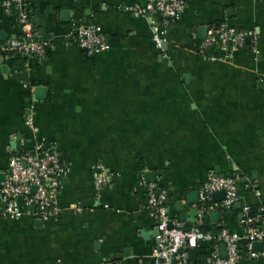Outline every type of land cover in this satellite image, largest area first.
I'll list each match as a JSON object with an SVG mask.
<instances>
[{
  "label": "crops",
  "instance_id": "0c3cea01",
  "mask_svg": "<svg viewBox=\"0 0 264 264\" xmlns=\"http://www.w3.org/2000/svg\"><path fill=\"white\" fill-rule=\"evenodd\" d=\"M5 1L0 43L22 35ZM28 1L47 56L0 47V190L10 157L33 147L30 109L39 137L59 146L68 170L55 221L10 219L0 195V264H158L157 221L141 183L148 172L167 192L171 219L244 236L264 210V0H185L165 51L153 44L154 19L127 10L150 0ZM222 24L254 31L257 42L226 56L212 52L216 60L201 54L209 28ZM86 25L107 35L108 50L90 55L78 46L73 35ZM37 88H45V99ZM96 163L112 174L100 191ZM211 172L238 174L239 199L200 220L188 195L199 193ZM218 193L213 204L225 199ZM215 213L219 220L210 217ZM214 247L197 244L187 264H213ZM240 247L237 264H264L262 243L253 247L262 254L256 259L244 240Z\"/></svg>",
  "mask_w": 264,
  "mask_h": 264
},
{
  "label": "built area",
  "instance_id": "2783aa9c",
  "mask_svg": "<svg viewBox=\"0 0 264 264\" xmlns=\"http://www.w3.org/2000/svg\"><path fill=\"white\" fill-rule=\"evenodd\" d=\"M30 5L28 0L4 2L6 12L17 15L22 35L8 38L0 43V47L6 53L43 60L47 56V48L34 29ZM184 7L185 0H150L146 5L135 4L127 10L137 16L154 19L151 22L153 44L157 49L165 51L169 28L180 20ZM73 39L90 55L110 48L107 35L94 25L82 26L73 35ZM257 39V34L251 30H238L226 24L213 26L209 28L207 38L200 44L199 52L216 60L215 55H210L212 52H224L226 56L233 50L244 48L250 40L256 43ZM31 111L30 109L26 125L33 135V147H24L10 157L8 173L1 185V200L6 205L4 213L10 219L27 216L40 221H55L62 213L59 197L68 169L59 146L39 137L40 128ZM92 173L94 187L98 191L106 187L112 178V174L101 163L93 165ZM239 180L238 174L220 176L211 172L199 190L198 218L202 220L211 212L234 208L239 199ZM141 183L147 191L149 211L157 221L158 234L153 256L158 264H187L190 250L201 242H209L215 246L212 253L213 264H237L241 258L240 244L243 240L252 259L262 255L254 252L253 247L257 242L264 246V227H250L244 236L226 229L213 235L200 227H187L184 223L171 219L165 190H161L156 183L148 182L144 177ZM218 192H225V199L221 204H213L212 196ZM249 211L248 207L244 209V218ZM262 220L264 210L252 222L256 224ZM218 244L226 246V257L221 256Z\"/></svg>",
  "mask_w": 264,
  "mask_h": 264
},
{
  "label": "water",
  "instance_id": "95a60500",
  "mask_svg": "<svg viewBox=\"0 0 264 264\" xmlns=\"http://www.w3.org/2000/svg\"><path fill=\"white\" fill-rule=\"evenodd\" d=\"M62 15L65 18V16L69 15V12L68 11L63 12ZM206 32H207V30H206ZM36 92H37V95H38L37 97L38 98L45 99V97H46L45 88H37ZM40 93H42V96H39ZM146 178H147V181H149V182H155L156 181V176H155V173H153V172H148L146 174ZM220 193L226 195L225 192H220ZM188 196L191 198V203L192 204H198V202H199V193L198 192L190 193ZM210 217L219 220L220 219V214H218V213L210 214ZM183 220H184V217L181 216V221H183ZM170 227H172V223L170 224ZM157 233H158V231H157ZM254 246H255V248H261V243H255ZM221 251L225 253L223 257H226L227 256V250H226V246L225 245L221 246Z\"/></svg>",
  "mask_w": 264,
  "mask_h": 264
},
{
  "label": "trees",
  "instance_id": "16d2710c",
  "mask_svg": "<svg viewBox=\"0 0 264 264\" xmlns=\"http://www.w3.org/2000/svg\"><path fill=\"white\" fill-rule=\"evenodd\" d=\"M31 14H32V12H31ZM264 223V220H262V221H260L259 223H256V224H253V226H260V227H263V224ZM202 230H204V227H202V226H199ZM222 228H220V230H221Z\"/></svg>",
  "mask_w": 264,
  "mask_h": 264
}]
</instances>
